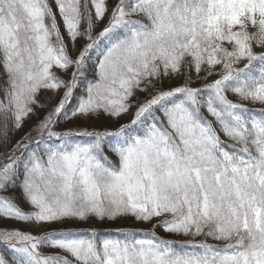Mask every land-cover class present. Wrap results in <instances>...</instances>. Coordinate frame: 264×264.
Returning a JSON list of instances; mask_svg holds the SVG:
<instances>
[{
	"label": "snow or ice",
	"instance_id": "snow-or-ice-1",
	"mask_svg": "<svg viewBox=\"0 0 264 264\" xmlns=\"http://www.w3.org/2000/svg\"><path fill=\"white\" fill-rule=\"evenodd\" d=\"M0 70V264H264V0H0Z\"/></svg>",
	"mask_w": 264,
	"mask_h": 264
},
{
	"label": "rangeland",
	"instance_id": "rangeland-1",
	"mask_svg": "<svg viewBox=\"0 0 264 264\" xmlns=\"http://www.w3.org/2000/svg\"><path fill=\"white\" fill-rule=\"evenodd\" d=\"M59 19V17H57ZM2 70H0V76H2ZM2 82V81H0ZM234 98V97H233ZM235 99V98H234ZM249 107H254L256 109H261L264 108V105H261L259 103L257 104H249ZM35 122V118H32L31 120H28L25 123L24 128H22L20 131H15L11 134L10 137V141L14 142L16 139H18L25 131L28 130V128ZM108 121L101 119V120H93V121H82L80 122L78 125H73L76 127H85V126H91V127H99L101 124H107ZM63 126V125H62ZM11 146V143L9 144V147ZM14 191L16 193L17 196H19V190L18 189H14L11 190ZM21 206L27 208L28 206L21 200L20 201ZM113 224L112 221L110 220H99L96 218H91L89 220H84V221H71L66 225H50V226H45V227H51V228H62V227H68V228H72V229H82V230H102L103 228L107 227V225H111ZM131 226L133 229H145L147 230L148 228H150L149 224L146 223H134L131 222ZM25 230H31L34 233L38 232L39 229L35 228V227H31L29 225H26L25 228H23ZM157 233L161 236H167L166 233H164V231L162 229H157ZM174 239H184L183 237H172ZM45 251H54L52 249H45Z\"/></svg>",
	"mask_w": 264,
	"mask_h": 264
},
{
	"label": "trees",
	"instance_id": "trees-1",
	"mask_svg": "<svg viewBox=\"0 0 264 264\" xmlns=\"http://www.w3.org/2000/svg\"><path fill=\"white\" fill-rule=\"evenodd\" d=\"M2 150L3 149H0V151H2ZM110 221H112L113 224L107 225V227L103 228L102 230H98L97 232L102 233L104 235L114 234L115 230H117V229L132 228L131 222L140 223L138 221H135L132 218H122V219L110 220ZM25 226H26V224H20V223H17L16 221L0 219V227H7V228L19 227V228L23 229V228H25ZM0 251H3V248H0ZM5 255L8 256L9 259L11 258L9 253L5 252Z\"/></svg>",
	"mask_w": 264,
	"mask_h": 264
}]
</instances>
